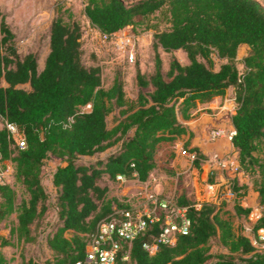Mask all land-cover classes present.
<instances>
[{"label": "trees", "instance_id": "trees-1", "mask_svg": "<svg viewBox=\"0 0 264 264\" xmlns=\"http://www.w3.org/2000/svg\"><path fill=\"white\" fill-rule=\"evenodd\" d=\"M65 11L62 6L55 8L42 66L36 52L21 54L17 34L0 11V161L14 163L16 181L28 193L19 199L11 183L0 181V221L14 214L11 233L28 242L38 238L51 205L57 211L45 235L51 257L44 262L23 257L22 264H87L86 246L98 221L115 207L128 205L109 196L110 184L102 178L116 181L118 173L132 177L137 172L139 179L147 180L158 166L160 143L186 130L181 118L231 87L236 103L233 145L249 177L233 183L235 212L248 215L250 208L241 199L251 188L264 204V5L260 0H85L84 15L106 33L157 19L152 39L155 67L149 73L137 70L135 97H127L120 74L106 87L103 65L85 62L83 25L66 17ZM159 23L164 27L159 28ZM242 43L250 48L240 67L237 55ZM178 49L185 51L189 62L180 61ZM162 51L169 54L167 67ZM215 56L221 59L219 68ZM88 103L90 108L85 107ZM111 114L114 120H109ZM8 123L25 134L24 147ZM81 156L96 159L86 163L79 161ZM51 158L59 160L52 172L53 201L43 178L44 165ZM179 201L191 202L185 194ZM222 207L213 201L192 206L191 230L176 244H162L150 254L143 246L149 237L145 233L133 240L130 260L113 264H264V248H257L241 223L237 228L223 216ZM260 225L264 218L256 226ZM215 236L229 253L213 252ZM9 242L1 240L2 245ZM0 264H12V258L0 253Z\"/></svg>", "mask_w": 264, "mask_h": 264}, {"label": "rangeland", "instance_id": "rangeland-1", "mask_svg": "<svg viewBox=\"0 0 264 264\" xmlns=\"http://www.w3.org/2000/svg\"><path fill=\"white\" fill-rule=\"evenodd\" d=\"M264 5V0H260ZM62 6L65 11V16L75 18L83 26L87 25V17L84 15L85 0H0V11L6 14L7 20L10 22L11 27L17 34V45L21 54L28 52H36L39 57L40 65L44 63V57L48 51V31L50 22L55 15V8ZM155 23L157 19L151 17L148 22H138L136 26H129L128 28L135 30L138 35L136 51L137 59L135 62H127L123 54L117 53L113 50L111 44L107 41H99L97 38H93L90 34L84 33L83 36V58L87 64L100 63L103 65V77L104 85L109 87L112 85L115 76L120 74L127 97H135L139 91L137 83V70L149 73L154 70V49L152 45L153 34L155 32ZM134 27V29H133ZM164 24L159 23V28H163ZM182 52V51H181ZM165 67L168 66L169 54L162 51ZM181 62H186L185 54L177 53ZM215 66L219 67L221 59L218 56L214 57ZM239 66H242L241 59H239ZM27 86L28 85H23ZM147 89V88H145ZM234 93V88L229 89V97ZM113 115H109V120H114ZM2 126L0 122V127ZM172 153V151H169ZM171 157L169 153H162L160 155L159 170L155 173V176L161 174L169 175V178L164 180L161 188H157L155 183L153 186L165 193L173 192L176 196L183 194L182 188L184 185V176L182 173L174 171L170 165H167V161ZM94 156H81L79 161L91 162L95 160ZM158 162V164H159ZM59 160L56 158L48 159L44 165V182L51 194V200L53 201L56 195V188L52 183V172L57 167ZM196 164V162H195ZM0 166L7 170L4 176L6 182L11 183L17 193L18 198L22 196H28L25 186L16 181L15 178V165L11 160L0 161ZM174 172H173V171ZM164 177V176H163ZM162 177V179H164ZM246 178H249L245 175ZM103 182L110 184L109 196L117 197L121 202L136 203L138 201L140 185L132 180L129 182L109 181L107 178H102ZM147 181V180H146ZM205 180L199 182V187L202 186ZM225 194V193H223ZM226 196V194H225ZM188 197V196H187ZM198 197L196 193L189 196L190 200H196ZM218 206L223 205L222 215L229 217L237 228L240 227L245 220V216L237 215L235 212V198L229 195L225 198L215 199ZM57 218V211L54 205H51L47 214L44 217L43 224L38 228V238L33 241L25 242L19 240L16 233H11V227L13 225L14 214L0 221V253H4L8 258H12V264H22L23 257H33L39 262L46 261L51 257V249L47 245L45 238L46 232L51 228L50 223H54ZM245 231V230H244ZM246 235H250L245 232ZM3 238L9 239V244L2 245L1 240ZM257 248L263 249V246H257ZM212 250L214 253H229V249L221 243L218 236L212 239Z\"/></svg>", "mask_w": 264, "mask_h": 264}, {"label": "built area", "instance_id": "built-area-1", "mask_svg": "<svg viewBox=\"0 0 264 264\" xmlns=\"http://www.w3.org/2000/svg\"><path fill=\"white\" fill-rule=\"evenodd\" d=\"M85 32L99 41L109 42L115 52L125 56L127 62L136 61L138 35L134 30L127 27L110 34L101 31L88 20L87 25L83 26V36ZM85 107L90 108L91 103L86 104ZM235 110L236 103L234 102L232 113ZM8 127L20 146L24 147L26 145L25 134L14 123H8ZM235 134L234 125L227 128L219 124L209 130V138L212 141L225 137L233 143ZM180 148L181 153L188 158L189 162L194 163L201 159L198 150L185 146ZM211 160L217 167L231 170L234 175L227 178L223 184L205 180L198 198L188 203L180 202V196H176L173 192L165 193L156 189L149 180L139 179L137 172H134L132 177L118 173L116 181L123 183L132 180L140 185L138 201L136 203L127 201V206H117L110 214L98 221L86 246L87 264H113L118 259L130 260L133 240L145 233H148L149 237L143 242V246L150 254L156 253L162 244L172 246L176 244L180 235L190 232L192 227L190 208L192 206L200 208L205 201H215L217 198L228 195L235 198L234 181L236 178L239 179V175L243 177L239 180L246 178L238 157L234 152L229 151L224 155L214 153ZM6 173L7 170L1 167V182H6L4 180ZM246 207L250 210L242 223L243 228L250 234L249 237L256 246L264 247V225L256 226L264 218V204L257 200ZM76 264H81V261Z\"/></svg>", "mask_w": 264, "mask_h": 264}, {"label": "crops", "instance_id": "crops-1", "mask_svg": "<svg viewBox=\"0 0 264 264\" xmlns=\"http://www.w3.org/2000/svg\"><path fill=\"white\" fill-rule=\"evenodd\" d=\"M249 48L247 43H242L239 47L237 58L242 59L248 53ZM178 51L185 54V63L189 62L185 51L178 49L176 53H178ZM216 68L219 67L216 66ZM229 89L225 95L217 96L209 102L200 103L196 108L192 109L188 118H181L182 122L185 124L186 130L175 137V139L163 141L159 145L156 155L158 162L160 161V155L162 153L167 152L171 154V157L167 158L168 161L166 163L168 166L170 165L177 174H183L184 188H182V192L186 197L188 196V199L193 193H196L197 197L200 195L203 187V184L199 187L200 179L212 180L223 184L227 178L234 175L231 170L217 167L211 160L214 153L224 155L229 151L234 152L238 157L232 141L225 137L218 138L215 141L209 138V130L211 127L222 124L229 128L233 125L232 107L235 102V93L229 97ZM181 146L198 150L201 159L196 160V164L195 162H189L188 158L181 153ZM169 151H172V153ZM159 165L160 162L158 166L151 171L147 179L153 182V184L155 183L157 188H161L164 180L169 178L167 174H161L158 177L155 176V173L161 170ZM162 177L164 179H162ZM238 177L239 179H243L241 175ZM257 200L258 192L251 188L248 193L242 197L241 203L246 206Z\"/></svg>", "mask_w": 264, "mask_h": 264}]
</instances>
